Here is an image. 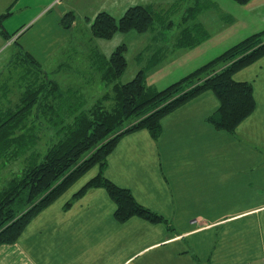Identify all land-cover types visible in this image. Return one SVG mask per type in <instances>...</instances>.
<instances>
[{
    "label": "trees",
    "instance_id": "obj_1",
    "mask_svg": "<svg viewBox=\"0 0 264 264\" xmlns=\"http://www.w3.org/2000/svg\"><path fill=\"white\" fill-rule=\"evenodd\" d=\"M181 1L161 15L142 5L129 8L119 20L109 13H100L92 25L93 35L110 40L116 33H144L155 26L157 19L165 21L172 10L180 7ZM192 1L182 18L181 32L177 43L174 42L176 48H191L209 37L202 24H198L196 32L184 29L197 20L201 11L213 8L211 0ZM233 1L245 4L250 0ZM70 17L65 20L66 27L73 20ZM167 25L169 29L171 23ZM0 34L9 37L1 18ZM126 50V45H120L109 57L101 56L96 61L95 73L101 74L104 89L112 85V90L90 106L87 102L90 96L85 95L87 88L76 83L65 90L48 77L32 55L21 57L26 64L22 76L29 83L14 108L0 109V172L10 164L19 166L22 162L25 170L14 171L0 189V247L17 243L41 212L97 166V175L74 193L65 207L92 189H104L116 205L117 221L138 217L168 224L163 216L140 204L129 189L105 176L108 158L122 137L146 130L158 140L164 118L207 91L213 92L219 102L217 111L208 118L218 131L234 134L256 110L253 83L237 81L234 75L264 58V30L161 91L147 85L146 68L132 81L118 82L128 67ZM158 55L151 63L159 61ZM76 86L81 94L73 92Z\"/></svg>",
    "mask_w": 264,
    "mask_h": 264
},
{
    "label": "rangeland",
    "instance_id": "obj_2",
    "mask_svg": "<svg viewBox=\"0 0 264 264\" xmlns=\"http://www.w3.org/2000/svg\"><path fill=\"white\" fill-rule=\"evenodd\" d=\"M14 1L0 0L1 25L11 35L4 37L0 34V88L6 91L9 87L12 90L15 88V94L10 96L12 103L18 101L25 85L24 80L21 79L24 69L15 67L14 63H8L7 60L20 49L19 46L26 47L28 51L30 46V52L42 62L44 72L51 80L59 82L65 90L69 89L66 86H74L76 83L80 87L87 88L85 95L90 96L87 101L88 106L93 105L105 92H111L112 85L105 90L104 82L100 83L99 75L95 73L93 67L97 65L94 62L95 53L80 52L83 50L80 43L88 39V35L93 36L92 29L87 28L85 21L87 17L106 10L119 20L125 13L106 8V0H17L11 10L12 13L9 14L8 8ZM176 1L180 0H158L157 5L150 9L161 15L164 10L172 8ZM131 2L135 1L131 0ZM192 2V0H182L180 7L172 10L165 21L157 19L155 26L144 33L136 31L116 33L110 40L93 36L96 46L103 50L96 53L105 56L111 55L120 45L127 46L125 55L128 67L118 79L120 84L132 81L140 70L146 68L147 85L159 91L164 90L216 60L236 44L264 30V0H250L245 4L233 0H211L213 8L201 11L194 23L184 26V29L190 28V31L196 32L198 24H202L208 31L209 37L194 47L176 48L174 42L178 41L182 18L188 7L193 5ZM68 3L80 17L79 26L73 32L62 29L63 35H59L69 39L66 47L70 51L66 52L64 46V51L51 53L52 56L43 62L41 51L47 43L53 41L52 36L56 35L52 27L48 31L44 29L46 21L49 20L54 27V17L59 11L67 10ZM51 7H53L51 11L43 15L44 11ZM168 23H171L169 29V25L166 26ZM11 41L12 44L9 45ZM138 44L143 46L139 47ZM146 46L152 49H145L144 56L137 59V55ZM158 53L159 61L151 63V59ZM263 61L234 75L235 80L250 81L255 88L257 108L250 116L251 122L246 128H238L239 130L234 134L218 131L219 133L215 135L210 129L206 143H194L190 127L186 129L181 127L178 132L175 129L166 131L165 143L178 142L181 139L191 143L190 148L184 149L186 169L180 161L182 147L175 151L176 163L169 168L168 173L172 172L171 175L177 177L179 173H185L179 187L178 182L170 180L172 186L177 188L175 197L182 198L185 190L188 193L185 205L190 208L191 213H200L204 217L201 222L190 227L195 232L194 236L190 237L191 239L204 237L205 262L209 261V257L216 260L222 255L224 257L222 264H239L244 256H239L237 252L246 248L249 250L246 257L256 254L255 264L258 262L264 264ZM9 78L11 79L8 80ZM90 79L97 80L90 82ZM26 82L29 83V80ZM3 90L0 91L4 92ZM208 93L216 97L211 91L204 94ZM215 101L218 104L217 98ZM112 104L109 102L110 106ZM47 141L50 143L49 140ZM20 168L24 172L25 162L20 163L19 166L17 163L10 164L1 170L0 189L6 186L5 183L12 178L14 171ZM98 170L97 166L89 171L67 191L68 194L82 188L97 175ZM108 198L112 202L110 196ZM105 219L107 220V217Z\"/></svg>",
    "mask_w": 264,
    "mask_h": 264
},
{
    "label": "crops",
    "instance_id": "obj_3",
    "mask_svg": "<svg viewBox=\"0 0 264 264\" xmlns=\"http://www.w3.org/2000/svg\"><path fill=\"white\" fill-rule=\"evenodd\" d=\"M16 1L8 8L10 14ZM134 1L106 0L105 7L126 13L133 6L142 5L150 9L158 3V0ZM67 6V10L59 11L54 17V27L51 26L49 20L46 21L44 29L48 31L52 27L56 35L52 36L53 41L47 43L41 51L43 62L55 51H64L65 48L66 52L70 51L66 47L69 39L59 35H63L62 29L73 32L79 26L80 17L76 15L69 3ZM52 8L44 11L43 15L49 13ZM101 11L85 19L88 29H92L98 14L103 12L110 14L106 10ZM70 14L74 17L68 16ZM68 17L73 20L68 22L69 26L66 27L65 20ZM8 35L11 37L9 33ZM93 36L88 35L89 38L80 43L83 48L80 52H94V62H96L105 55L96 53L103 52V50L96 46ZM11 44L12 41L9 45ZM19 47L20 49L15 54L7 58L8 63H14L15 67H25L26 64L21 57L29 54L43 68L42 62L30 52V46V51L26 47ZM142 49L137 59L144 56L145 49L152 48L146 46ZM93 67L96 68V65ZM98 75L100 80L99 71ZM21 79L25 84L23 92L28 83L25 77L21 76ZM92 80L90 79V82H95L97 79ZM0 90L3 89L0 88ZM3 91H0V109L14 108L18 101L12 103L10 96L15 94V88L12 90L9 87L7 91ZM73 92L80 93L79 87L76 86ZM215 99L212 93H203L165 117L162 121L163 132L158 140L153 139L146 130L123 136L115 151L108 158L105 176L120 187L129 189L140 204L163 216L168 224L152 223L138 217L125 222L117 221L114 216L116 205L112 199L113 203L109 200V194L104 189H92L70 206L65 207L77 191L73 190L69 194L65 193L41 212L30 223L17 243L0 247V264H222L224 261L222 255L216 260L209 257V261L205 262L203 249L206 241L204 237L199 236L194 239L190 237L195 233L190 227L201 222L204 217L200 213H191L190 208L185 205V199L188 196L185 190H183L182 198L176 199L177 188H174L170 181L175 180L179 187L185 173H179L177 177L171 175L172 172L168 173V170L176 163L175 151L182 147L180 161L186 169L187 163L184 164L183 158L184 149L185 147L190 148L191 143L183 139L178 142L165 143L166 131L170 129L178 132L181 127L185 129L190 127L194 143H206L210 129L214 131V135L224 132H218L208 121V118L219 107V102L217 104ZM250 122L249 117L238 128H246ZM237 254L244 256L239 264L257 262L254 258L256 254L246 257L249 254L246 248L238 251ZM258 264L262 263L258 262Z\"/></svg>",
    "mask_w": 264,
    "mask_h": 264
}]
</instances>
